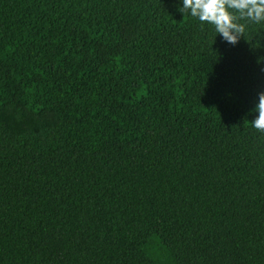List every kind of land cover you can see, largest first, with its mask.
<instances>
[{
  "label": "trees",
  "instance_id": "obj_1",
  "mask_svg": "<svg viewBox=\"0 0 264 264\" xmlns=\"http://www.w3.org/2000/svg\"><path fill=\"white\" fill-rule=\"evenodd\" d=\"M181 7L0 0V264H264V23Z\"/></svg>",
  "mask_w": 264,
  "mask_h": 264
},
{
  "label": "clouds",
  "instance_id": "obj_2",
  "mask_svg": "<svg viewBox=\"0 0 264 264\" xmlns=\"http://www.w3.org/2000/svg\"><path fill=\"white\" fill-rule=\"evenodd\" d=\"M178 10L198 18L201 24H211L232 45L245 36L248 24L264 23V0H183V7ZM258 95L255 111L259 115L252 124L264 132V92Z\"/></svg>",
  "mask_w": 264,
  "mask_h": 264
}]
</instances>
